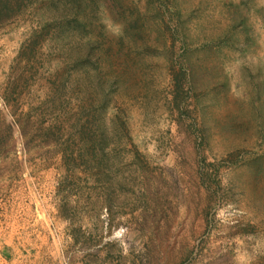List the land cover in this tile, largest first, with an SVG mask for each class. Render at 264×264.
<instances>
[{
  "label": "rangeland",
  "instance_id": "1",
  "mask_svg": "<svg viewBox=\"0 0 264 264\" xmlns=\"http://www.w3.org/2000/svg\"><path fill=\"white\" fill-rule=\"evenodd\" d=\"M0 264H264V0H0Z\"/></svg>",
  "mask_w": 264,
  "mask_h": 264
}]
</instances>
